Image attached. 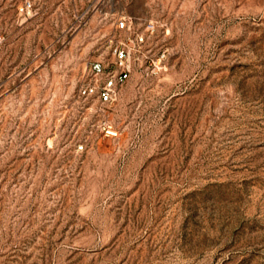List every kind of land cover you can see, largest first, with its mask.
<instances>
[{
  "label": "rangeland",
  "instance_id": "obj_1",
  "mask_svg": "<svg viewBox=\"0 0 264 264\" xmlns=\"http://www.w3.org/2000/svg\"><path fill=\"white\" fill-rule=\"evenodd\" d=\"M21 1L0 0V264H264V0ZM114 46L115 101L81 96Z\"/></svg>",
  "mask_w": 264,
  "mask_h": 264
},
{
  "label": "built area",
  "instance_id": "obj_2",
  "mask_svg": "<svg viewBox=\"0 0 264 264\" xmlns=\"http://www.w3.org/2000/svg\"><path fill=\"white\" fill-rule=\"evenodd\" d=\"M33 3L30 0H22L17 6L16 11L24 18L33 15ZM125 26V19L120 18L116 22V28L121 29ZM146 29H152L151 23H147ZM142 41L141 36L137 38ZM3 41L0 29V43ZM113 56V68H107L99 60L88 62L85 70V79L80 84L79 94L83 97L96 96L102 104H112L118 94V88L129 74V52L128 50L114 46L111 50Z\"/></svg>",
  "mask_w": 264,
  "mask_h": 264
}]
</instances>
